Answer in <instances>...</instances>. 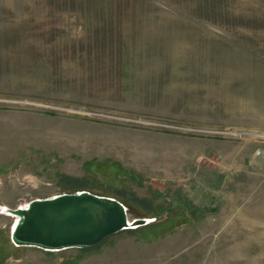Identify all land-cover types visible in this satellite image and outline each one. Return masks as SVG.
<instances>
[{
	"label": "rangeland",
	"instance_id": "374dc122",
	"mask_svg": "<svg viewBox=\"0 0 264 264\" xmlns=\"http://www.w3.org/2000/svg\"><path fill=\"white\" fill-rule=\"evenodd\" d=\"M80 191L152 222L13 243ZM0 264H264V0H0Z\"/></svg>",
	"mask_w": 264,
	"mask_h": 264
},
{
	"label": "water",
	"instance_id": "95a60500",
	"mask_svg": "<svg viewBox=\"0 0 264 264\" xmlns=\"http://www.w3.org/2000/svg\"><path fill=\"white\" fill-rule=\"evenodd\" d=\"M4 212L15 217L11 238L16 246L51 252L91 249L120 232L152 222L130 219L122 201L89 191L36 198L25 206L5 207Z\"/></svg>",
	"mask_w": 264,
	"mask_h": 264
},
{
	"label": "bare ground",
	"instance_id": "6f19581e",
	"mask_svg": "<svg viewBox=\"0 0 264 264\" xmlns=\"http://www.w3.org/2000/svg\"><path fill=\"white\" fill-rule=\"evenodd\" d=\"M262 153H263V151H259V152H258L259 155H262ZM27 204H28V203H27ZM23 206H25V205H23ZM8 215L12 216L11 214H8ZM13 217H14V216H13Z\"/></svg>",
	"mask_w": 264,
	"mask_h": 264
},
{
	"label": "trees",
	"instance_id": "16d2710c",
	"mask_svg": "<svg viewBox=\"0 0 264 264\" xmlns=\"http://www.w3.org/2000/svg\"><path fill=\"white\" fill-rule=\"evenodd\" d=\"M137 229H139V228H137ZM136 229H133V230H126V231H131V233L132 232H134ZM97 247V246H96ZM95 248V247H94ZM92 249V248H91ZM84 250H88V249H84Z\"/></svg>",
	"mask_w": 264,
	"mask_h": 264
},
{
	"label": "built area",
	"instance_id": "2783aa9c",
	"mask_svg": "<svg viewBox=\"0 0 264 264\" xmlns=\"http://www.w3.org/2000/svg\"><path fill=\"white\" fill-rule=\"evenodd\" d=\"M2 211H4V207L2 208Z\"/></svg>",
	"mask_w": 264,
	"mask_h": 264
}]
</instances>
